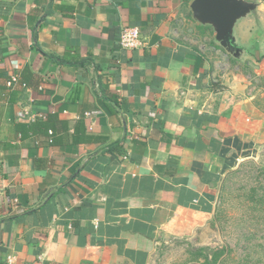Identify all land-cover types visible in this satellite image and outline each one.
<instances>
[{"label": "crops", "instance_id": "obj_1", "mask_svg": "<svg viewBox=\"0 0 264 264\" xmlns=\"http://www.w3.org/2000/svg\"><path fill=\"white\" fill-rule=\"evenodd\" d=\"M192 1L0 0V264H149L158 229L211 215L264 145L240 72L264 77V14L227 45L196 19V45ZM123 26L143 45L123 48Z\"/></svg>", "mask_w": 264, "mask_h": 264}, {"label": "rangeland", "instance_id": "obj_2", "mask_svg": "<svg viewBox=\"0 0 264 264\" xmlns=\"http://www.w3.org/2000/svg\"><path fill=\"white\" fill-rule=\"evenodd\" d=\"M243 2L253 8L259 6L264 14V0ZM198 25L196 18L185 17L179 25L181 36L196 45L209 44L206 31L197 28ZM232 39L229 36L228 41ZM240 70L249 74L251 91H258L255 97L264 105L262 73L253 71L249 65ZM174 216L171 223L158 229L149 264H211L199 249L204 248L203 252L208 253L221 247H227L223 264H264V145L224 176L211 215L176 213Z\"/></svg>", "mask_w": 264, "mask_h": 264}, {"label": "water", "instance_id": "obj_3", "mask_svg": "<svg viewBox=\"0 0 264 264\" xmlns=\"http://www.w3.org/2000/svg\"><path fill=\"white\" fill-rule=\"evenodd\" d=\"M190 7L197 20L215 28L222 45L229 43L234 21L255 8L243 0H193Z\"/></svg>", "mask_w": 264, "mask_h": 264}, {"label": "built area", "instance_id": "obj_4", "mask_svg": "<svg viewBox=\"0 0 264 264\" xmlns=\"http://www.w3.org/2000/svg\"><path fill=\"white\" fill-rule=\"evenodd\" d=\"M119 43L123 48L131 49L138 48L143 45V40L141 36V30L138 26H123L119 33ZM18 83V77L16 74H11L8 80V85H14ZM18 118H22L23 114L19 112L17 114ZM11 264V257H8L6 263Z\"/></svg>", "mask_w": 264, "mask_h": 264}, {"label": "trees", "instance_id": "obj_5", "mask_svg": "<svg viewBox=\"0 0 264 264\" xmlns=\"http://www.w3.org/2000/svg\"><path fill=\"white\" fill-rule=\"evenodd\" d=\"M205 249L204 248H200L199 252L200 254H202L205 259L207 260L208 263L211 264H219V260H220V264H223V262L225 261V256L227 255V247H221V248H216V249H211L208 253H204ZM224 256V257H223ZM210 257V259H209Z\"/></svg>", "mask_w": 264, "mask_h": 264}]
</instances>
